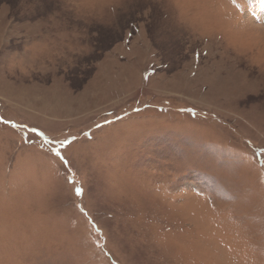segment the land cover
Returning a JSON list of instances; mask_svg holds the SVG:
<instances>
[{"label":"rangeland","instance_id":"obj_1","mask_svg":"<svg viewBox=\"0 0 264 264\" xmlns=\"http://www.w3.org/2000/svg\"><path fill=\"white\" fill-rule=\"evenodd\" d=\"M0 264H264V0H0Z\"/></svg>","mask_w":264,"mask_h":264}]
</instances>
